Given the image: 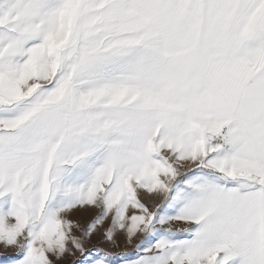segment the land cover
<instances>
[{"label":"snow or ice","instance_id":"obj_1","mask_svg":"<svg viewBox=\"0 0 264 264\" xmlns=\"http://www.w3.org/2000/svg\"><path fill=\"white\" fill-rule=\"evenodd\" d=\"M0 264H264V0H0Z\"/></svg>","mask_w":264,"mask_h":264},{"label":"rangeland","instance_id":"obj_2","mask_svg":"<svg viewBox=\"0 0 264 264\" xmlns=\"http://www.w3.org/2000/svg\"><path fill=\"white\" fill-rule=\"evenodd\" d=\"M79 215V214H78ZM74 218H77V217H74ZM122 250H124V249H122ZM127 251H131V249H127Z\"/></svg>","mask_w":264,"mask_h":264}]
</instances>
